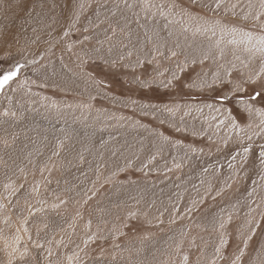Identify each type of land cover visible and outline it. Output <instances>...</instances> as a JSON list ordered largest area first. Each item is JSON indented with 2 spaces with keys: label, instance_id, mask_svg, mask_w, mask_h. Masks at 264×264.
I'll use <instances>...</instances> for the list:
<instances>
[{
  "label": "rangeland",
  "instance_id": "obj_1",
  "mask_svg": "<svg viewBox=\"0 0 264 264\" xmlns=\"http://www.w3.org/2000/svg\"><path fill=\"white\" fill-rule=\"evenodd\" d=\"M154 2L165 11L175 5L201 25L264 34V21L244 19L249 0H221L219 8L216 0ZM136 12L124 0H0V67L25 65L0 93V191L8 178L24 185L0 218L10 214L14 223L27 215L25 201L34 202L30 189L47 166L50 184L39 195L48 207L28 225L33 239L40 225L45 248L47 239L63 237L67 249L53 250L79 247L81 264H179L185 254L186 264H232L251 235L240 264H264V117L238 110L235 97L218 100L258 72L264 57L226 42L221 54L218 30L166 28L163 17ZM173 73L177 79L165 88ZM245 87L248 94L261 90L264 78ZM248 146L247 160L237 156L229 168V157ZM56 197L67 201L59 211L50 207ZM77 212L73 230L67 225ZM30 253L22 264H34L33 256L43 264V250ZM6 259L0 250V264Z\"/></svg>",
  "mask_w": 264,
  "mask_h": 264
},
{
  "label": "snow or ice",
  "instance_id": "obj_2",
  "mask_svg": "<svg viewBox=\"0 0 264 264\" xmlns=\"http://www.w3.org/2000/svg\"><path fill=\"white\" fill-rule=\"evenodd\" d=\"M193 3L196 2V0H192ZM221 5V0H216L215 7L219 8ZM124 7L131 10L134 8H139V12H136L135 15L139 18L140 13L144 14V17L146 19H153L155 16L159 15L160 17H163L166 20V23L164 27H168L169 25L173 23H180L184 26V30L188 31L190 26L192 24H195V30L197 32H211L213 36L216 35L217 30L220 32V38L216 40L215 46L217 48H220L221 54L223 53V49L221 48L222 43H227L228 45H235V46H242L243 50L245 52L252 53L255 55L256 53H259L261 57H264V34H261L259 36H253L251 32H244L243 30L237 31L236 28H225L224 26H221L219 22H216L213 25L205 26L198 23V18L193 17L191 14L181 10L180 12H177L175 10V5L167 6V11H165L166 6L163 4H156L154 0H134L133 3H128L127 0H124ZM233 8H235V5H233ZM251 18L253 21H264V0H258V4H253L251 0H249L248 4V11L244 13V19ZM261 29L264 30V23L260 25ZM113 33H115V29H113ZM158 35V33H157ZM226 37H231L229 39H225ZM88 38L85 37V40ZM69 49H71L72 45L68 46ZM9 53H6L5 60L7 58V55ZM159 51H157V55H161ZM129 55L131 53L129 52ZM171 55L174 57L176 56V52H172ZM123 59V57H121ZM236 59H239V57H236ZM31 63V61H29ZM243 63V62H242ZM24 63L21 61H15L12 64H10L7 69L0 67V93H3L6 88L11 89V85L14 81L18 80L21 69L24 67ZM183 69H181L182 71ZM229 73L231 72V69L227 70ZM161 75H163L161 73ZM216 76L214 75V81L216 80ZM261 78H264V62L261 63L260 69L258 72H255L251 74L247 80L245 81H237L232 91L219 96L218 100L220 102H225L233 97H235L238 105V110L245 111L248 113H251L252 111H257L261 114L262 117H264V110L260 109H254V104L256 102H259L261 104H264V88L261 90H253L250 94H248V88L245 87V85L251 84L255 85L257 81H259ZM177 79V76L175 73L172 74L171 78L168 80V83L164 85L165 88L172 85L173 81ZM23 83V82H21ZM228 83H232L229 81ZM186 87H192V85H185ZM203 85L201 84V87ZM14 91V89H13ZM166 111L173 112L174 109L167 108ZM219 111V109H218ZM229 113L232 112V109L227 110ZM3 115L7 116L9 115L8 110H5ZM11 115H15V113H11ZM220 123H223L221 121ZM233 126L238 127L235 120L232 121ZM262 125H264V121H262ZM262 131H264V127H262ZM259 135V133H258ZM167 139V138H165ZM251 151V146L243 147L242 148V154L241 151L234 152L231 157H229V163L228 167H233V161L236 160L237 156L240 157L241 163L243 164L247 158L248 154ZM58 153H53V155H57ZM155 157H152L154 159ZM258 158H259V165L262 169L261 173V179H264V144H261L259 146V152H258ZM128 165L131 166V161L128 162ZM179 167V165H177ZM51 169H49L47 166H44L40 169L41 172V179L39 181H34L33 186L30 189V193L33 195L34 202L25 201V209L27 211V215L19 216L17 217L16 221L12 223V217L11 215L3 216L0 218V223H3L6 225L9 229H14L13 234L8 235L5 233V230L3 227H0V250H2L7 259L5 261V264H16V262L19 260L22 264L23 261H25L28 256L31 254L30 250L32 248H35L37 252L39 253L40 250H43L44 253H46V258L43 261V264H81V259L78 255V251L80 250L78 247V251L76 253L68 254L66 251L61 252L59 250L54 251L52 245H56L57 249L63 247L67 249L68 244L65 243L63 237L60 239H47L46 243L48 245L47 248H45V242L42 241L40 236V225L36 224V238L33 239L32 233L28 227L30 223V218L33 217L37 212L42 211L44 208L48 207V201L46 199L40 198L39 192L42 185H48L50 184V180L45 179L43 176L44 172H50ZM26 178V177H25ZM255 183V181H254ZM24 185L19 183L18 181L12 180L11 178H8L5 183L2 185V191H0V213H2L6 208L5 201L10 204L11 201L19 195L21 191H23ZM92 195H95V193H92ZM87 196V194H86ZM57 202H53L51 204V210L59 211V205L66 204L67 201L64 199H61L60 197L55 198ZM39 205V207H37ZM190 211V210H189ZM130 215H133V213H130ZM80 218V213L77 212L76 215L73 217L72 222H70L67 227L71 229H75V221ZM231 217H228V221L230 222ZM249 223H253V221H249ZM259 223L258 221L256 222ZM225 226V222H221L219 227L223 229ZM44 229L47 230L48 224L45 223L43 225ZM86 228L91 227V221H88V223L85 225ZM61 232L64 230L61 229ZM256 231L255 228L250 229V232L254 234ZM57 233H53V237L56 236ZM95 238V234L87 235L84 239L83 243L87 245V243ZM249 239H251V235L246 237L244 239V245L245 248H241L238 251V254L235 256L234 260L232 261V264H240V261L243 257L244 252L246 251L247 244ZM23 241V249L21 250V242ZM226 244V241L221 236L220 239V245L216 248V254L219 256L221 248ZM177 253L181 251L180 245H177ZM55 256L56 259L53 260L52 257ZM34 264H41V261L36 257H32ZM188 260V256L185 254L183 256V260L179 262V264H186ZM173 264H176V262H173ZM212 264H216V261L213 260Z\"/></svg>",
  "mask_w": 264,
  "mask_h": 264
}]
</instances>
